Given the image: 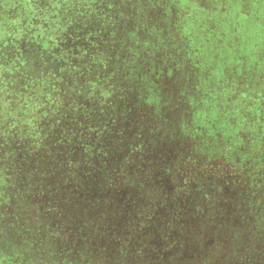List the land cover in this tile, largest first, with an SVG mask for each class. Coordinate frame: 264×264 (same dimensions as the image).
Instances as JSON below:
<instances>
[{"label":"trees","instance_id":"16d2710c","mask_svg":"<svg viewBox=\"0 0 264 264\" xmlns=\"http://www.w3.org/2000/svg\"><path fill=\"white\" fill-rule=\"evenodd\" d=\"M0 264H264V0H0Z\"/></svg>","mask_w":264,"mask_h":264}]
</instances>
